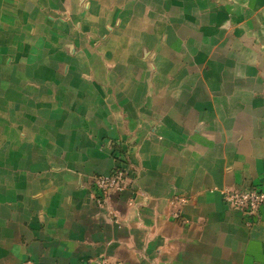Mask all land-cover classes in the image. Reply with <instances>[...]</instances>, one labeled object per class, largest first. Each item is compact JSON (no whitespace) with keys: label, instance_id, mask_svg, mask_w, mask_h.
Segmentation results:
<instances>
[{"label":"crops","instance_id":"0c3cea01","mask_svg":"<svg viewBox=\"0 0 264 264\" xmlns=\"http://www.w3.org/2000/svg\"><path fill=\"white\" fill-rule=\"evenodd\" d=\"M239 187L264 190V0H0V264H264Z\"/></svg>","mask_w":264,"mask_h":264},{"label":"built area","instance_id":"2783aa9c","mask_svg":"<svg viewBox=\"0 0 264 264\" xmlns=\"http://www.w3.org/2000/svg\"><path fill=\"white\" fill-rule=\"evenodd\" d=\"M127 176L128 173L126 167H124V162L120 161L119 165L114 167L108 175L93 178L92 188L99 194V198L96 200L99 207L103 205L105 199L110 195L119 194L127 188ZM219 195L222 203L227 208L241 212L250 219L255 218L258 212L264 208V190L239 187L220 190ZM185 204L186 200L180 197H174L169 201V205L173 209L169 214V218L181 225L186 223L181 214Z\"/></svg>","mask_w":264,"mask_h":264}]
</instances>
